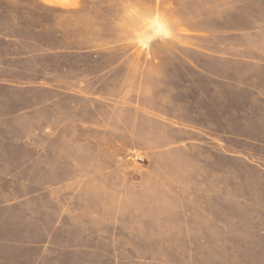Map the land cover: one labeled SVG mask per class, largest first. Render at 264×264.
Wrapping results in <instances>:
<instances>
[{"label":"rangeland","instance_id":"obj_1","mask_svg":"<svg viewBox=\"0 0 264 264\" xmlns=\"http://www.w3.org/2000/svg\"><path fill=\"white\" fill-rule=\"evenodd\" d=\"M0 239L264 264V0H0Z\"/></svg>","mask_w":264,"mask_h":264},{"label":"crops","instance_id":"obj_2","mask_svg":"<svg viewBox=\"0 0 264 264\" xmlns=\"http://www.w3.org/2000/svg\"><path fill=\"white\" fill-rule=\"evenodd\" d=\"M19 251H20V249L18 250V252L16 253V256L14 258V264H32L30 255L28 258L27 257L25 258L24 256H21L22 254H20ZM27 251L29 253V250H27ZM31 251L32 250H30V253H32ZM0 264H10L8 256L5 253V247L4 248L2 247V239H0Z\"/></svg>","mask_w":264,"mask_h":264}]
</instances>
